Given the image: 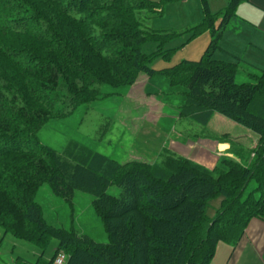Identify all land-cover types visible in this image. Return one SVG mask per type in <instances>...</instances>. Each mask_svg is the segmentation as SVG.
<instances>
[{
	"label": "trees",
	"instance_id": "obj_1",
	"mask_svg": "<svg viewBox=\"0 0 264 264\" xmlns=\"http://www.w3.org/2000/svg\"><path fill=\"white\" fill-rule=\"evenodd\" d=\"M175 1L0 0V225L42 246L58 240L48 261L24 264H54L61 252L64 264H209L219 241L235 245L264 216V69L238 81V59L213 57L248 0H230L218 14L203 0L195 34L211 31L205 53L157 70L142 46L158 42L156 54L167 55L163 45L179 33L147 29L140 13L162 14ZM141 72L147 94L160 98L166 85L163 95L179 98L181 116L207 125L220 113L258 134L256 146L231 142L235 157L210 169L173 150L161 163H121L88 147L60 153L41 143L47 122L108 96L105 89L131 88ZM44 185L71 210L77 190L91 193L109 241L49 222L37 200ZM217 196L224 200L212 218L207 207Z\"/></svg>",
	"mask_w": 264,
	"mask_h": 264
},
{
	"label": "rangeland",
	"instance_id": "obj_2",
	"mask_svg": "<svg viewBox=\"0 0 264 264\" xmlns=\"http://www.w3.org/2000/svg\"><path fill=\"white\" fill-rule=\"evenodd\" d=\"M229 1L208 0V7L212 14H218ZM240 9L241 7L230 19L227 31H237L235 22L236 17L241 15ZM205 14L203 0H179L166 4L162 14L141 11L140 17L147 29L172 30L179 33L163 45L167 55L156 54L158 42L144 43L143 52L152 55L151 66L161 70L184 60H200L212 39L210 30L195 34L196 27L203 21ZM225 37L220 39V47L214 50L213 57L217 60L228 61L218 55L230 58L223 45ZM243 63L239 62L241 71L237 76L238 81H248L250 78L247 73L258 71L256 68L247 67L246 62ZM148 79V74L141 72L136 84L131 88L121 86L105 89L110 92L108 96L82 104L67 116L47 122L39 133L41 143L60 153L70 146L88 147L121 163L136 160L161 163L168 150H173L186 157L195 158L194 161L206 168L214 169L213 158L208 153L218 147L215 137L225 132L235 134V129L240 127L244 136L237 133L238 137L242 140L246 138L245 126L220 113L207 125L181 116L179 98L163 95L166 85L159 86L162 94L160 98L158 95L146 93L145 85ZM220 116L224 120H220ZM246 141L245 139L244 142ZM108 191L118 195L120 188L113 185ZM37 200L43 205L49 222L55 226H74L80 233L89 234L96 241H109L103 219L94 209V196L91 193L77 190L73 210L66 201L55 196L48 185L41 187ZM223 200V196L210 200L207 207L210 217H215ZM57 246L58 240L55 238L51 239L48 246H42L19 239L13 232H6L0 225V264H24L25 260L36 262L40 258L48 261Z\"/></svg>",
	"mask_w": 264,
	"mask_h": 264
},
{
	"label": "crops",
	"instance_id": "obj_3",
	"mask_svg": "<svg viewBox=\"0 0 264 264\" xmlns=\"http://www.w3.org/2000/svg\"><path fill=\"white\" fill-rule=\"evenodd\" d=\"M240 7L241 15L236 17L237 21L235 22L237 31L234 29L227 31L229 25L221 37L222 40L226 36L223 45L230 58L216 55L228 61L238 59L241 63L246 62L247 67L262 70L264 69V0L244 1L238 8ZM234 57L236 59H233ZM217 115L218 113H214L213 119L211 118L210 121L213 122ZM219 119L224 120L222 116ZM234 133H222L219 137L228 134L226 136L228 138L224 142L215 140V143L218 144L217 149L208 153L213 158L214 166L221 156L235 157L231 142L239 143L241 147H245L249 151L256 146L259 140L258 134L248 128L245 131L246 142H244L245 139L242 140L241 137H238V134L244 136L240 127H237ZM191 159L196 160L195 158ZM209 264H264V216L252 218L247 224L244 235L235 245L226 241H219Z\"/></svg>",
	"mask_w": 264,
	"mask_h": 264
},
{
	"label": "built area",
	"instance_id": "obj_4",
	"mask_svg": "<svg viewBox=\"0 0 264 264\" xmlns=\"http://www.w3.org/2000/svg\"><path fill=\"white\" fill-rule=\"evenodd\" d=\"M67 260V256L64 253H61L56 259L54 264H64Z\"/></svg>",
	"mask_w": 264,
	"mask_h": 264
}]
</instances>
